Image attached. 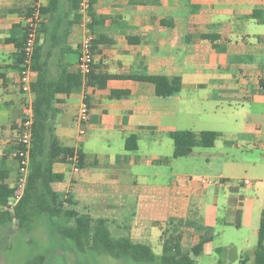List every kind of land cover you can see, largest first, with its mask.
I'll use <instances>...</instances> for the list:
<instances>
[{
    "label": "crops",
    "instance_id": "obj_1",
    "mask_svg": "<svg viewBox=\"0 0 264 264\" xmlns=\"http://www.w3.org/2000/svg\"><path fill=\"white\" fill-rule=\"evenodd\" d=\"M48 2L0 0V181L11 186L20 176L19 127L32 101L20 87L17 43L29 8ZM81 2L88 8L81 10ZM90 6L102 16L92 64L111 75L104 88L84 87L78 66L85 30L92 44L96 37L87 27ZM41 20L47 30L37 38L48 77L64 65L74 81L69 94L55 95L51 120L58 142L82 154L77 171L72 162L52 167L63 175L52 187L71 196L68 207L107 219L116 236L152 248L163 230L176 226L189 249L199 236L210 237L198 256L223 248L214 237L229 227L245 228L257 240L264 208V0H59ZM127 74L178 76L181 88L158 96L149 82L119 77ZM84 102L88 118L72 144L76 115L80 126L73 109ZM182 129L217 136L175 157L170 132ZM131 135L136 148L128 150Z\"/></svg>",
    "mask_w": 264,
    "mask_h": 264
},
{
    "label": "trees",
    "instance_id": "obj_2",
    "mask_svg": "<svg viewBox=\"0 0 264 264\" xmlns=\"http://www.w3.org/2000/svg\"><path fill=\"white\" fill-rule=\"evenodd\" d=\"M93 0H90V5ZM59 0H49L46 6H40L41 15L52 13L58 8ZM76 2L73 6L75 9ZM87 27L94 34L93 48L99 43L102 35V16H97L91 11ZM47 25L42 20L39 23L37 33L46 31ZM25 39L23 30L17 43L15 54L16 68L21 69L22 46ZM31 69L37 72L36 78L30 85L31 101V149L28 172L23 188L20 190L16 184L10 185L4 180L0 181V226L17 222L22 233L32 232L42 218L50 230V234L57 232L62 238L69 239L80 251L87 249L99 253H106L115 258L128 257L135 261H157L160 264H196L193 256H198L202 251L203 243L209 241L206 235L199 236L191 245L189 251H185L182 244V235L177 226L161 233V253L156 254L152 246L144 242H135L127 234L113 236L108 227V220L104 218H91L81 215L68 207L72 199L68 194L62 197L52 187V183L63 179L61 173L52 170L55 163L70 164V158L74 155V148L58 142L54 135L51 120L55 113L53 106L57 93L69 94L73 91V78L64 65H61L55 78L48 77V60L43 52V43L39 44L38 38L32 54ZM107 73H97L92 64L90 72L85 75L84 87L104 88L106 80L110 77ZM119 77H127L140 81H146L153 85L154 93L158 96L168 97L177 94L181 88V80L178 76L127 74ZM115 93V92H113ZM118 94L125 91H118ZM22 118L19 130L23 126ZM173 140V156H184L191 152L195 146H209L216 139V132L202 130L199 133L191 129L174 130L170 132ZM133 135L125 139V148H136ZM82 160L81 152H77ZM9 201H13L9 204ZM165 236V237H164ZM222 252L223 248H217ZM248 259L244 257L241 263ZM43 258H34V264H42ZM252 264H264V208L261 211V219L257 229V240L252 253Z\"/></svg>",
    "mask_w": 264,
    "mask_h": 264
},
{
    "label": "rangeland",
    "instance_id": "obj_3",
    "mask_svg": "<svg viewBox=\"0 0 264 264\" xmlns=\"http://www.w3.org/2000/svg\"><path fill=\"white\" fill-rule=\"evenodd\" d=\"M73 111L74 114H78L76 108ZM77 124L76 115L74 120H70L72 128L70 143L72 144L80 136L79 129L83 128L84 130L85 123L79 124L78 128ZM14 133L16 134V132ZM200 150H208V148L200 147ZM167 233L168 230L165 236ZM255 243L256 236L250 234L247 229L229 227L214 237V246L223 247L222 252L214 251L211 256H191L196 264H252ZM182 244L184 249H189L188 241H182ZM152 249L156 254H160L161 243H155ZM36 257L43 258L42 264H160L157 261H135L128 257L115 258L91 249L77 250L69 239L62 238L57 232L50 234L44 218L30 233H22L15 220L8 225L0 226V264H34L32 262ZM244 257L248 260L241 263Z\"/></svg>",
    "mask_w": 264,
    "mask_h": 264
},
{
    "label": "built area",
    "instance_id": "obj_4",
    "mask_svg": "<svg viewBox=\"0 0 264 264\" xmlns=\"http://www.w3.org/2000/svg\"><path fill=\"white\" fill-rule=\"evenodd\" d=\"M81 10L88 8L87 2H81L79 4ZM41 21L40 4H33L27 13L26 24L24 27L25 39L22 46V64L19 71L20 87L25 92H30V85L33 82L32 73L34 70L31 69L32 54L37 42V30L39 23ZM93 63V51H92V35L88 29L85 30L84 38L80 45V50L78 54V66L79 70L86 75L90 72ZM27 114L24 117L22 123V130L19 132L17 139V148L14 155L17 159L18 170L20 176L17 179L16 185L21 190L23 188L25 177L29 168L30 161V149H31V108H28ZM88 118V105L87 103H82L78 112V121L82 125L86 122ZM83 128H81V132ZM74 171L78 170L79 157L76 153L70 158ZM202 183H208L209 180L200 178ZM244 183L248 184L249 180H243ZM13 201H9L12 204Z\"/></svg>",
    "mask_w": 264,
    "mask_h": 264
}]
</instances>
